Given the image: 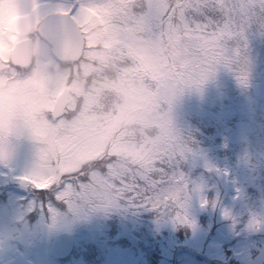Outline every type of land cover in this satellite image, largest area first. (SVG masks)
Returning <instances> with one entry per match:
<instances>
[{
	"label": "rangeland",
	"instance_id": "374dc122",
	"mask_svg": "<svg viewBox=\"0 0 264 264\" xmlns=\"http://www.w3.org/2000/svg\"><path fill=\"white\" fill-rule=\"evenodd\" d=\"M71 2L33 0L55 10ZM187 2L83 0L72 17L85 40L80 61L32 53L23 72L10 67L17 42L0 22V39L8 37L0 45V264H264V132L251 138L264 127V23L234 0L235 69L261 70L253 95L229 96L218 110L239 119L229 138L247 144V155L221 154L217 83L230 66L193 46L201 37L183 27ZM64 90L68 106L53 120ZM173 134L183 155L149 179L164 192L182 178L192 190L183 212L110 199L154 171ZM61 184L67 203L29 186ZM64 233L73 253L52 260V242Z\"/></svg>",
	"mask_w": 264,
	"mask_h": 264
},
{
	"label": "snow or ice",
	"instance_id": "6c2138e0",
	"mask_svg": "<svg viewBox=\"0 0 264 264\" xmlns=\"http://www.w3.org/2000/svg\"><path fill=\"white\" fill-rule=\"evenodd\" d=\"M82 3L83 0H72L69 5L56 10L67 12L69 17H76L81 12ZM245 4L255 22L264 23V0H245ZM235 7L234 0H188L182 8L187 9L192 15L186 19L185 13H181L184 29L192 31L193 28L190 25H194V30L200 34L201 38L194 41L193 46L204 51L208 58L214 62L232 68L237 65L239 60L235 58L233 50L230 51L229 43L240 40L241 34L232 15ZM233 36H236V39H230ZM235 50L236 54L241 55V47L238 46ZM237 70L239 80L244 83L245 73L243 69L238 68ZM182 155L183 150L176 135L173 134L164 154L157 161L154 171L146 179L137 178L128 188L117 193H110L109 198L111 199L115 195L119 202H127L137 207H148L161 213L169 211L177 214L182 213L185 208V200L192 193L189 185L181 178L177 181L178 186L176 188L161 192L159 191L160 186L149 179L153 173L163 174L165 171L163 166ZM29 186L34 190L35 195L41 199L48 197L55 201L68 202L67 197L60 198V194L64 191V184L53 185L48 189ZM77 190L79 191V189ZM49 211H52L51 206H49Z\"/></svg>",
	"mask_w": 264,
	"mask_h": 264
},
{
	"label": "clouds",
	"instance_id": "9594fccd",
	"mask_svg": "<svg viewBox=\"0 0 264 264\" xmlns=\"http://www.w3.org/2000/svg\"><path fill=\"white\" fill-rule=\"evenodd\" d=\"M0 22L14 33L21 51L40 53L41 59L56 57L67 37H75V25L57 10L36 6L33 0H0ZM5 34L0 45H7Z\"/></svg>",
	"mask_w": 264,
	"mask_h": 264
},
{
	"label": "water",
	"instance_id": "95a60500",
	"mask_svg": "<svg viewBox=\"0 0 264 264\" xmlns=\"http://www.w3.org/2000/svg\"><path fill=\"white\" fill-rule=\"evenodd\" d=\"M61 15L75 25L77 34L75 37H67L63 50L54 57V59L67 63L77 62L80 60L83 53V37L78 26L74 23L71 17H69L68 14ZM31 58L32 52L21 51L18 44H16L10 54V63L15 67L25 68L30 64ZM67 96L68 90H64L56 98L50 114L52 119H59L63 115L65 108L67 107ZM72 250L73 241L71 235L67 233L60 234L53 240L49 256L53 260H63L71 254Z\"/></svg>",
	"mask_w": 264,
	"mask_h": 264
},
{
	"label": "trees",
	"instance_id": "16d2710c",
	"mask_svg": "<svg viewBox=\"0 0 264 264\" xmlns=\"http://www.w3.org/2000/svg\"><path fill=\"white\" fill-rule=\"evenodd\" d=\"M260 70L261 69H243V72L245 73L244 83H241V81L239 80L238 70L235 69V67L233 68L229 67L228 69H225V72H222V73H225L223 80L221 81V82H224V84L219 85L221 82L217 83V89L218 88L220 89L219 91H217V145L221 143L223 145V147H220L221 154L231 152L230 150L231 148H237L240 154H243L244 152H246L247 144H244L242 148L240 144L236 145V143H231L230 138H229V131L235 128V124L238 123L239 119L235 117L226 118L224 117L225 115L223 114L219 115L218 110L223 105V102L224 104L229 103V100L232 99L229 96H237L242 91H246L248 94L253 95L254 94V84H257L258 75L260 73ZM220 97H223L224 99H227L228 101H222L221 103H219L221 100H219L218 98ZM254 115H257L256 117H258L260 114H254ZM205 131L207 133H211L212 127L206 128ZM263 132H264V127H263V131L259 130L257 132L256 130H254L253 135H251V138L260 137L262 136ZM197 134H196V139H199L201 141L202 140L201 137ZM209 144H210L209 142H205L203 143L202 146L206 147V146H209ZM245 155H247V152Z\"/></svg>",
	"mask_w": 264,
	"mask_h": 264
}]
</instances>
